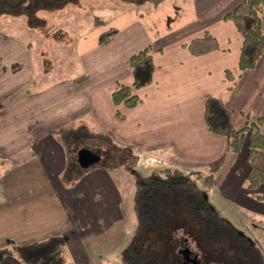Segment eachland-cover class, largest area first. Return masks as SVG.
Here are the masks:
<instances>
[{
  "label": "crops",
  "instance_id": "obj_1",
  "mask_svg": "<svg viewBox=\"0 0 264 264\" xmlns=\"http://www.w3.org/2000/svg\"><path fill=\"white\" fill-rule=\"evenodd\" d=\"M241 1L163 0L127 9L113 22L112 27L118 28L115 35L103 42L101 32L90 37L91 46L80 52L83 71L79 76L63 78L38 93L22 92L17 98L10 96L27 83L36 84L32 40L11 31L10 15H0V107L4 105L0 108V157L19 168L18 178L0 179V247L61 235L73 264H94L87 242L91 235L89 196L86 199L87 187L82 183L92 175L104 180L107 176L94 169L80 174L78 185H70L68 174L61 178L69 160L68 145L58 130L76 115H87L88 123L91 116L102 127L114 130L118 138L127 139L123 134L127 125L119 131L122 126L117 124L120 119L123 124L127 114L117 116L111 90L118 82L131 80L130 57L145 47L153 52L154 77L137 89L140 104L126 109L134 121L136 133L131 134L130 143L139 150L137 159L156 154L165 175L169 168H178L202 181L209 163L223 157L216 184L206 189L233 205V217L240 215L237 210L264 211V200L247 189L248 138L240 151L230 152L228 139L209 130L204 117L209 94L223 97L233 110L236 128L255 120L264 107V50L255 67L241 71L242 36L236 24L224 18ZM19 18L31 27L26 15ZM205 30L217 37L220 47L195 55L185 43ZM258 191H264V184ZM250 196L257 200L255 206ZM211 205L225 217L232 216L217 202ZM96 217L99 223L100 216ZM262 228V236H253V242L246 237L253 244L249 256H257L258 264L264 262ZM199 255L212 264L227 261ZM249 256H240L242 264H253ZM0 264L24 263L9 254Z\"/></svg>",
  "mask_w": 264,
  "mask_h": 264
},
{
  "label": "rangeland",
  "instance_id": "obj_2",
  "mask_svg": "<svg viewBox=\"0 0 264 264\" xmlns=\"http://www.w3.org/2000/svg\"><path fill=\"white\" fill-rule=\"evenodd\" d=\"M137 5L144 7L154 5V3L152 0H67L54 9H41L38 12V19L41 20L39 23H31L29 28L23 23V18H19V15H10L11 31L17 35L20 34L25 39L32 40L34 81H36L35 86L27 83L18 92L12 93L10 98H17L22 92V94L38 93L51 88L63 78L79 76L83 71L80 56L83 47H90V41L92 37L94 38V35L112 27L113 22L122 12L127 9L131 10ZM96 17H99L102 21L97 23ZM16 76L17 78L19 77L18 75ZM24 76L25 74H21V78ZM2 107L4 105L0 108ZM122 110L127 114V120L122 124L120 121L122 119H120L117 124L124 127L127 125V130L123 132L127 139L118 138L114 130L109 131L102 127L92 120L91 116H89L88 123L87 115H76L75 120L58 130L61 141L68 145L67 157L69 160L66 172L63 173L61 178H66V174H68V178L72 179V184L70 185H78L81 178L79 175L83 173L85 175L94 169L104 172L107 176V180H104L102 176L100 178L92 175V177L86 179V182L82 183V185L87 187L86 199L89 196V214H91L89 231L91 235L88 237L87 242L94 264L132 263L130 261L134 260L132 257L134 247L135 249H140L143 245L142 241L147 234H142V238L139 237L136 241L138 218L135 207V194L138 184L143 182L140 178L141 176L146 177L149 175L165 177L163 166L159 165L157 160L159 158L158 155H145V159H137L139 150L131 146L130 143L131 134L133 132L136 133L133 129L134 121L130 115L128 116L126 108H122ZM134 117L137 116L134 115ZM87 125L89 126L88 128L85 127ZM123 126L118 130L124 129ZM87 151L91 152V155L96 158V160L88 164L81 159L83 152ZM162 170L164 173L159 176ZM18 177V165H13L0 157V179L7 178L8 180ZM191 177L197 180L195 175H191ZM98 178L100 179L99 182ZM197 181L202 185L203 179L202 182ZM147 183H150L151 192L160 191L155 183V178L149 179ZM204 193L207 198L210 196L209 202L214 205L217 202L225 212L232 214L231 217H225L222 215L223 212L215 209L220 216L228 219L237 228L238 234L244 235L243 238H250L251 242H253V236H262L261 228L264 226L262 222L264 220V211H253L251 209L250 214H247L245 210H237L240 215L233 217L235 216L233 205L225 202L221 195L217 196L215 191L209 189H206ZM95 195L96 198L94 200ZM250 197L255 206L257 200L252 196ZM161 198L169 200L168 202L172 204L175 203L168 193ZM170 203L169 205H171ZM97 214L101 219L99 223L96 221ZM165 224L170 226L171 221L166 219ZM177 232L179 234L185 233L186 228L180 225ZM237 233L232 234V236H236ZM229 237L230 234L224 232H220L216 237H210L211 240L209 242L211 241V244L206 246L205 255L212 259L218 258L219 261L226 259L227 261H224V264H237L235 260L231 263L227 259L228 254L231 251L236 253V250H234L236 248L235 245L243 248L247 243L242 237H237L236 240L232 241L233 245H231L229 244ZM174 241L178 242V240ZM172 242L167 247L169 252L165 253V261L163 260L165 264H174L176 260L178 261L177 258H180V261L182 259L180 254L176 255L175 252L183 245L175 242L172 244ZM192 243L194 245L193 249L196 250L198 246L194 241ZM249 253L245 252L246 255ZM149 257L151 258V264L155 259L153 250H150ZM215 262L217 263L218 261ZM222 263L223 261L219 264Z\"/></svg>",
  "mask_w": 264,
  "mask_h": 264
},
{
  "label": "trees",
  "instance_id": "obj_3",
  "mask_svg": "<svg viewBox=\"0 0 264 264\" xmlns=\"http://www.w3.org/2000/svg\"><path fill=\"white\" fill-rule=\"evenodd\" d=\"M65 1L67 0H0V15H26L30 23H39L41 19H38V12L41 9H54ZM152 1L157 5L163 0ZM263 11L264 0H242L224 15V18L230 19L236 24L242 36L238 62L241 71L255 67L263 53ZM100 21L102 19L96 17V22ZM117 32L118 28L110 27L101 32L99 40L106 41ZM185 46L195 55L220 47L217 37L209 30L195 36L186 42ZM130 62L131 80L118 82L111 90V99L117 107L116 114L119 118L125 117L122 108H133L140 104L142 97L138 94L137 89L151 83L154 77L155 62L150 47L133 53ZM204 117L209 130L228 139V151L230 152L240 151L244 141L248 138L250 166L246 176L247 189L257 198L264 200V191H258V188L264 184V107L255 120L248 122L242 128H236L233 122V110L226 105L223 97L219 94H209L204 100ZM223 161L224 158L221 157L210 163L208 173L202 177V185L190 174L178 168H169L165 177L141 176L140 180L143 182L138 184L135 194L138 218L136 241L139 237L142 238V234L147 233L142 244H144V250H147L148 246L152 244L151 250L154 251L155 259L151 264H165L163 260L169 249L167 248L169 246L166 247V245L171 241L176 244L187 243L192 248L194 247L192 241H194L198 246L196 251L203 254L206 246L211 244L210 237H216L220 232L230 234L229 244L231 245L237 237H242L247 245L241 247V251L250 252V245L253 244L246 237L243 238V234H238L237 228L228 219L215 211L204 193L207 187L215 185L216 173L222 167ZM151 178H155V183L160 191H150V183L148 184L147 181ZM167 193L171 195V199L175 203L172 204L168 202L169 200L161 198ZM166 219L171 221L170 226L165 224ZM179 224L186 228L185 233L177 232ZM234 233H237L236 236H232ZM174 240H178V242ZM199 248L200 250H198ZM175 253L178 255L177 252ZM9 254L18 257L24 264H73L66 252V240L61 235L50 236L31 243L11 242L0 247V262ZM147 254L148 256H141L133 250L134 260L129 261L132 262L131 264H150V250H147ZM247 255L249 256V254ZM256 257L252 253L249 256L253 264L256 262L258 264ZM177 259L176 264L180 262V258ZM262 263L264 264L263 260Z\"/></svg>",
  "mask_w": 264,
  "mask_h": 264
},
{
  "label": "flooded vegetation",
  "instance_id": "obj_4",
  "mask_svg": "<svg viewBox=\"0 0 264 264\" xmlns=\"http://www.w3.org/2000/svg\"><path fill=\"white\" fill-rule=\"evenodd\" d=\"M178 244V243H177ZM169 244H167L166 245V247L168 246ZM179 245H183V247L181 246L180 248H178L177 249V252H178V254H180V256L181 257H183V255L179 252V249H181V248H185V247H190L191 249H192V255H194V253L196 252V250H194L190 245H188L187 243H184V244H182V243H179ZM144 244L142 245V247L140 248V249H135V247H134V249H133V247H132V249L133 250H135V251H137L141 256H148V254H147V250L149 251V250H151V244L148 246V248H147V250H144ZM236 248H234V250H236V253H232V251L228 254V257L230 258L229 259V261L231 262V263H233V260H235L236 261V263L237 264H242L243 262H242V259H241V255H245V253L244 252H242L241 251V248H239L240 246H235ZM240 249V250H239ZM239 250V251H238ZM146 251V252H145ZM238 251V252H237ZM168 252H169V250H168ZM231 255V256H230ZM235 257V258H234ZM201 261H200V264H212V263H210V262H207L206 260H204V258H203V256L201 255ZM144 261H147V260H144ZM225 262H223L222 264H224ZM187 264H192L191 262H188Z\"/></svg>",
  "mask_w": 264,
  "mask_h": 264
},
{
  "label": "water",
  "instance_id": "obj_5",
  "mask_svg": "<svg viewBox=\"0 0 264 264\" xmlns=\"http://www.w3.org/2000/svg\"><path fill=\"white\" fill-rule=\"evenodd\" d=\"M91 154L92 153L89 151L83 152L82 154L83 156L81 159H83L86 164L96 160V158ZM179 252L183 255L182 257L183 264H187L188 262H191L192 264H200L201 261L200 255L198 254V252H195L194 255H192V249L189 246L179 249Z\"/></svg>",
  "mask_w": 264,
  "mask_h": 264
}]
</instances>
